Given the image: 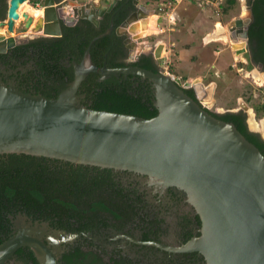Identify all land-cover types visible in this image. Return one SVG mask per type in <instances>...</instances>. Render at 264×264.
<instances>
[{"label":"water","instance_id":"water-1","mask_svg":"<svg viewBox=\"0 0 264 264\" xmlns=\"http://www.w3.org/2000/svg\"><path fill=\"white\" fill-rule=\"evenodd\" d=\"M25 1L7 0V18L0 21V32L6 30L7 35L0 34V54L15 45L10 37L15 22L21 21L24 28L33 24V17L18 13ZM119 1L95 10L88 1L42 0L37 29L60 37L62 24L73 26L82 19L98 26L99 18ZM138 1L132 0L136 11L121 28L147 18L148 10ZM30 7L35 9L33 3ZM65 7L71 8L72 16L66 17ZM113 30L111 19L106 32L90 41L81 63H74L73 81L56 98L0 84V155L24 154L126 171L146 176L162 189L179 188L188 194L202 223L200 237L181 252H199L206 264H264V156L234 124L216 119L201 105L198 90L207 89L202 84L136 66H96L90 59L91 46ZM117 34L125 36L133 59L136 43L121 29ZM240 37L246 40L247 31ZM246 57L249 63L248 53ZM91 73L99 75L98 81L118 75L146 81L157 115L144 119L85 107L78 89ZM185 89L192 90L196 100ZM12 222L16 232L0 244V264L23 247L33 252L38 264H60L64 244L80 238L27 223L23 215Z\"/></svg>","mask_w":264,"mask_h":264},{"label":"trees","instance_id":"trees-1","mask_svg":"<svg viewBox=\"0 0 264 264\" xmlns=\"http://www.w3.org/2000/svg\"><path fill=\"white\" fill-rule=\"evenodd\" d=\"M233 1L227 0V4L221 6L224 13L233 6ZM132 8L133 6H130L117 14L113 19V32L92 44L90 50L95 64L98 63L94 56L100 50L108 52L111 49L116 55L123 54L121 50L124 51V38L116 34V29ZM250 8L254 21L248 30V38L251 47L255 45L254 49L259 51L257 55L260 56L264 53V0L253 1ZM108 26L109 22H103L96 28L93 24L80 20L73 26L64 27L60 37L46 38L35 43L39 47L34 55L37 70L42 71L44 77L52 75V79L56 80L52 88L41 91L42 96L48 99L56 98L72 82V70H65L60 63V59L66 56L67 49L78 61L90 41L106 32ZM255 57L257 58L256 54ZM116 59L114 56L108 59L107 66L116 68L129 65L158 72L152 56L140 54L129 64L124 63L122 59ZM79 91L85 95L81 104L93 110L144 119L157 115L150 85L139 77L118 75L96 82V75L91 74L82 82ZM184 92L194 99L192 90ZM261 111L264 112V106ZM208 113L216 119L234 124L246 140L264 156V141L257 134L247 131L244 118L240 114ZM112 174L111 169L76 165L44 157L24 154L0 155V243L10 236L11 217L17 214H23L31 220L47 221L53 228L72 234L93 231L99 223L112 225V210L129 206L126 195L121 194L119 185L111 179ZM116 213L117 220L123 218L118 211ZM131 213L133 212L130 210L123 212L124 215ZM75 245L73 249L61 254L60 264H100L98 255L93 252L83 253L80 250L82 245ZM17 254L37 264L33 252L28 247L19 249ZM90 260L92 262H89Z\"/></svg>","mask_w":264,"mask_h":264},{"label":"flooded vegetation","instance_id":"flooded-vegetation-1","mask_svg":"<svg viewBox=\"0 0 264 264\" xmlns=\"http://www.w3.org/2000/svg\"><path fill=\"white\" fill-rule=\"evenodd\" d=\"M64 1L66 0H59L55 3L57 4ZM235 1H233V5L235 4ZM253 1L255 0H246L247 10L249 11L248 16L243 18L240 17L239 19L235 20L233 27L229 30V37L232 41L235 42L232 43V45H235L234 51L236 55L240 56V54L243 53L246 57V53L249 54L250 64L244 61V67L251 68V70L254 71L255 74L257 73L256 75H264V53H261L260 56L257 55L259 51L254 49L255 45L251 47L248 38V30L254 21L252 10L250 8ZM31 3H33L35 8L33 10L38 11L40 14V9H42V0H31L30 5ZM7 4V0H0V21H5L7 18ZM130 6H133V8L128 13L126 17L128 18V16L136 11V7L133 4L132 0H121L115 4L110 13L105 14L102 18L99 19L98 26H95L91 22L89 23L93 24V26H95L96 28H98L103 22H109L110 25L111 19L113 21L117 14L127 8H130ZM115 7H117L116 10H114ZM68 10L69 7H65V12ZM112 12H114V14H112ZM107 17H109L108 20L106 19ZM32 23L35 24L34 19ZM15 25H17L16 22ZM64 27L69 26H65L64 24L61 25V35ZM20 28L23 29V32L28 29L24 28L22 24L20 25ZM118 28L119 27H117V29ZM136 28H138V26H136ZM243 31H247L246 40L240 37ZM41 33V31L38 32V37H29L23 35L19 39H14V47L7 49L6 52L0 54V84L6 85L7 87L14 88L27 94L36 95H41V91L45 90V88H52L53 83L56 82L55 79H52L53 76L50 75L48 77H44L42 71L37 70V61L35 60L34 55L37 53L36 49L39 47L38 44L35 43L46 38L58 37H48ZM123 38L124 39L122 41V44L124 46V51L121 50L123 54L116 55L111 52V49H109L110 51L108 52L100 50L97 52L96 56H94L96 58V63H98L95 64L93 56L91 55L92 51L90 50L91 61L96 66L105 67H108V59H112L113 56L114 58L124 60V63L126 64L133 62V60L138 58L140 54L135 53L133 59L131 60L129 54L130 49L124 43L125 36H123ZM220 41L225 42L226 40L220 39ZM243 43L245 44V47L243 45L242 47L240 46V44ZM112 48L114 49V47ZM84 52L81 58H79V60L77 61L75 59V56L71 55L70 51H68L67 49L66 56L60 59V63L63 65L65 70H72V78L74 77V63H81V61L83 60ZM124 53L125 57L123 56ZM255 54L257 58L255 57ZM142 55L151 56L146 54ZM152 58L153 60H156L153 56ZM91 74H89L88 76H90ZM94 75H96V82L104 81H98L99 75ZM253 82L255 81L253 80ZM79 89L78 94L84 95L80 93ZM258 96L262 99V96L260 94ZM193 97L194 100H196L194 93ZM83 99H81V101ZM200 103L201 105L205 104L201 101ZM263 106L264 99H262L259 103L257 110L261 111ZM206 109L208 110V108ZM228 113L240 114L244 118L243 120L247 131L253 134H257L260 139L264 141V137L260 136L258 133L251 131L247 127L246 114L244 113V110H239L238 112L232 111ZM111 179L113 180V182L119 185L121 194L126 195V198L128 199L127 204H129V206H121L118 210H112V212L110 213L112 225L105 226L102 225V223H99L100 225H98V227L93 231H87L81 234L73 233L80 235V238L72 242L65 243V253L73 249V247L76 246L75 243H77L82 245L80 250L83 253L93 252L98 255L100 258V264H206V259L201 253L195 251L184 253L180 251L181 248L187 246L189 242L200 237L202 228L199 213L197 212L195 206L190 202L188 194L185 191L176 187H166L162 189L160 186L155 185V183L151 182L148 177L126 171H113ZM109 190L112 191L111 188H109ZM127 210H130L133 213L124 215L123 212H127ZM116 211L121 214L120 216L123 217L122 219H116L118 218L116 215ZM18 215L23 214H17L11 220L12 228L10 235H12L13 232H16V228L12 221ZM25 217L26 222H31L32 225L36 224L38 226H41L45 224L49 229L60 230L53 228L47 221L31 220L27 216ZM60 231L67 232L65 230ZM17 252L14 253L3 264H33L24 256L23 258L22 256L18 255ZM87 261L85 263H87ZM89 262L92 261L90 260ZM93 264L96 263L94 262Z\"/></svg>","mask_w":264,"mask_h":264},{"label":"rangeland","instance_id":"rangeland-1","mask_svg":"<svg viewBox=\"0 0 264 264\" xmlns=\"http://www.w3.org/2000/svg\"><path fill=\"white\" fill-rule=\"evenodd\" d=\"M141 2L139 0V4L148 10L145 22H149L150 17H155L152 19L154 21L147 26L143 24V20L123 28L120 24L116 34L120 29L124 34H129L136 43L135 53L153 56L158 72L179 78L182 82L200 83L206 88H212V100L208 101V106L204 105L210 112L225 114L244 110L247 127L264 137V112L257 110L259 103L264 99V84L259 74L256 75L251 68L244 67L243 62L247 61L243 60L242 54L236 55L235 45H232L235 42L229 37V30L235 20L248 16L246 0H236L226 13L220 6L226 5L227 0ZM26 7L27 10L31 8ZM27 10L26 13L29 12ZM32 14L37 17L34 19L35 24L23 32L20 28L21 21H17L10 37L19 39L23 35L39 36L37 26L40 16H36L34 12ZM20 20L23 21V18L20 17ZM143 26L146 29L142 28ZM5 31L0 34L7 35ZM220 39L226 41L222 42ZM252 120L257 123V128L251 126Z\"/></svg>","mask_w":264,"mask_h":264},{"label":"bare ground","instance_id":"bare-ground-1","mask_svg":"<svg viewBox=\"0 0 264 264\" xmlns=\"http://www.w3.org/2000/svg\"><path fill=\"white\" fill-rule=\"evenodd\" d=\"M27 7L25 6V4H21L20 6H19V9H18V13L20 14V16H22V14H23V12H25L27 9H26ZM30 8V7H29ZM29 10V12L27 13L29 16H31V17H33V19H35L36 20V18L37 17H35L32 13V11H30V9H28ZM27 10V11H28ZM32 12V13H31ZM36 16H39L38 14L36 15ZM218 27H220V25H218ZM220 31H221V29H220ZM0 33H2V32H0ZM238 39V38H237ZM236 39V40H237ZM238 42V41H237ZM236 45H238V44H236ZM240 46L242 47V45L240 44ZM242 55H243V60H247V58L245 57V54H243V53H241ZM260 77V79L262 80V84H264V75H260L259 76ZM257 82H259V81H257ZM200 88H202V87H199V89ZM211 90H212V88H207V89H203L202 88V90H198L199 91V97H200V101L201 102H203V103H205L204 105L206 106H208V101L209 102H211V100L212 99H210L209 98V96H210V92H211ZM251 126L253 127V128H257L258 126H257V123L254 121V120H252L251 121ZM45 236V235H44ZM44 239H45V237H43Z\"/></svg>","mask_w":264,"mask_h":264},{"label":"crops","instance_id":"crops-1","mask_svg":"<svg viewBox=\"0 0 264 264\" xmlns=\"http://www.w3.org/2000/svg\"><path fill=\"white\" fill-rule=\"evenodd\" d=\"M58 1H59V0H55V2H58ZM72 1H76V0H66L67 3H71ZM87 1L90 2V4L93 6V8H94L95 10H97V9H101V8H103L104 6H107L112 0H87ZM87 1L85 0V1H83V2H87ZM140 3H142L141 0H140ZM24 4H25V6H29V7H30V1H25ZM30 9H31V8H30ZM31 10H33V9H31ZM33 12L36 13V14H38V15L40 16V14H39L38 11L33 10ZM99 19H100V18H99ZM152 19H155V17H151V18L149 19V22H145V20L142 19V20H143V24H145V25L147 26L149 23H151V21H154V20H152ZM140 21H141V20H140ZM140 21H139V22H140ZM142 28H144V26H143ZM144 29H146V28H144ZM144 32H145V31H144Z\"/></svg>","mask_w":264,"mask_h":264},{"label":"built area","instance_id":"built-area-1","mask_svg":"<svg viewBox=\"0 0 264 264\" xmlns=\"http://www.w3.org/2000/svg\"><path fill=\"white\" fill-rule=\"evenodd\" d=\"M65 15H66V17H69V16L72 15V10H71V8H69V10L65 12ZM137 22H138V21H137ZM135 23H136V22H135Z\"/></svg>","mask_w":264,"mask_h":264},{"label":"clouds","instance_id":"clouds-1","mask_svg":"<svg viewBox=\"0 0 264 264\" xmlns=\"http://www.w3.org/2000/svg\"><path fill=\"white\" fill-rule=\"evenodd\" d=\"M70 8V7H69ZM140 20H142V19H140Z\"/></svg>","mask_w":264,"mask_h":264}]
</instances>
